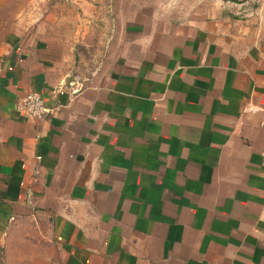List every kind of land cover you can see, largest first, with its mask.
Segmentation results:
<instances>
[{
    "label": "crops",
    "instance_id": "crops-1",
    "mask_svg": "<svg viewBox=\"0 0 264 264\" xmlns=\"http://www.w3.org/2000/svg\"><path fill=\"white\" fill-rule=\"evenodd\" d=\"M230 23L113 28L99 54L44 22L4 43L0 234L33 219L30 264H264V34ZM32 91L52 114L18 109Z\"/></svg>",
    "mask_w": 264,
    "mask_h": 264
},
{
    "label": "rangeland",
    "instance_id": "rangeland-1",
    "mask_svg": "<svg viewBox=\"0 0 264 264\" xmlns=\"http://www.w3.org/2000/svg\"><path fill=\"white\" fill-rule=\"evenodd\" d=\"M81 1L0 0V49L11 35L21 32L22 26L36 28L41 22H44L42 31L64 54L75 51L88 54L87 47L97 54L102 53L106 35H111L114 28L116 37L120 38L122 28L128 25L148 31L152 26L164 27L182 21L226 19L233 30L234 25L240 24L238 27L246 32L264 34V0L240 3L233 0H88L98 6L95 16L81 14L77 3ZM85 18L94 20L83 26V31L90 30V35L84 38L89 40L88 46H82L83 38L78 41L76 36L81 28L80 21ZM87 61L97 67L101 58ZM35 226L33 219L24 218L12 222L8 233L0 234V264H30L33 251L28 248L35 241L32 234Z\"/></svg>",
    "mask_w": 264,
    "mask_h": 264
},
{
    "label": "built area",
    "instance_id": "built-area-1",
    "mask_svg": "<svg viewBox=\"0 0 264 264\" xmlns=\"http://www.w3.org/2000/svg\"><path fill=\"white\" fill-rule=\"evenodd\" d=\"M88 81V80H87ZM86 80L81 78L79 75L71 76V79L68 81L69 91L72 96L78 95L85 87ZM18 109L20 111L27 112L30 116L35 119L44 118L52 114L54 108L49 106L42 96L41 93L37 91H32L26 94L18 103ZM262 128L264 131V117L262 119ZM261 156L264 162V144L261 151Z\"/></svg>",
    "mask_w": 264,
    "mask_h": 264
}]
</instances>
